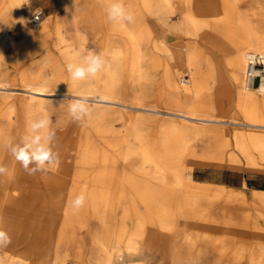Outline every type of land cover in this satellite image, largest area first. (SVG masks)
Wrapping results in <instances>:
<instances>
[{"label":"bare ground","instance_id":"1","mask_svg":"<svg viewBox=\"0 0 264 264\" xmlns=\"http://www.w3.org/2000/svg\"><path fill=\"white\" fill-rule=\"evenodd\" d=\"M0 1V62L13 26L40 43L56 33L68 63H78L89 51L83 33L89 22L100 52L115 54L108 57L107 72L72 90L76 98L88 96L94 116L103 119L86 132L73 161L65 159L66 143L54 145L61 162L42 181L31 180L3 151L9 130L0 118V164L9 170L0 176V226L12 238L0 249V264H88L80 232L92 222L99 223L93 249L105 262L118 263L125 255L118 247L125 223L118 211L126 189L134 191L135 206L144 205L130 214L138 225L150 223L182 237L173 251L177 264L204 261L206 244L215 254L213 264L225 257L233 264L245 258L246 264H264V226L254 219L264 221V189L192 174L197 166L264 173V0H124L135 16L124 26L107 20L106 0H61L64 12L48 15L42 25L24 11L27 0ZM148 16L154 18L151 27L142 23ZM68 27L79 33L76 43L69 41ZM28 79L27 95H66L48 92L41 69ZM27 108L32 112L30 103ZM111 114L130 126L136 145L122 147L127 139L113 130ZM109 152L125 160L138 157L137 170L147 168L144 173L154 178L128 175L117 186L122 175ZM82 190L85 206L73 213L69 201ZM42 191L51 197L46 213L53 225L33 227ZM192 220L208 226L187 227ZM133 253L129 249L128 257Z\"/></svg>","mask_w":264,"mask_h":264},{"label":"rangeland","instance_id":"2","mask_svg":"<svg viewBox=\"0 0 264 264\" xmlns=\"http://www.w3.org/2000/svg\"><path fill=\"white\" fill-rule=\"evenodd\" d=\"M60 4H61V0H31L30 4H25L24 11L26 13L28 12L30 19H33V12L36 8H42L46 14V17L50 14L58 15L57 13L62 14L64 12V7L62 6V4L60 6ZM3 6H4L3 1H0V13L3 9ZM46 17L44 20H46ZM44 20L42 21V23L44 22ZM146 22L151 27L154 25V18L152 16H148L147 19L142 23L147 24ZM42 23L40 25H42ZM7 24L8 25L10 24L9 20ZM10 29L11 30H9L10 32L8 33V37L5 39V48L8 51L7 57L2 59L0 62L1 78L4 83H7L11 86V91L14 93V95L11 97L0 98V118L2 119L5 118L4 122L7 129L9 130V133L7 135V141L10 139L13 140V142L18 140L19 136L23 134V131H25L26 121L31 118H36L40 113L46 111L51 116V121H52L51 127L56 131V140L54 142V145L65 146L66 143L67 152L65 154V159L67 160V162L73 161L77 157L79 144L81 143L86 132L90 130L91 132L92 131L94 132V129L97 127V125L100 123L101 119L103 118L101 116L95 117L94 116L95 114H93L91 119H86L83 122H76L72 120V118L68 115L67 112L68 102L71 99L76 98L73 96L72 90L83 89L85 87V83L75 82L69 78L68 73L66 71V65L68 64V61L64 54L65 50L61 49L55 43V41L58 40V36L56 33H53L52 36L50 37V40H47L46 43H40L39 41L33 39L24 38L23 33L16 26H13ZM83 33L85 34L86 37L87 48L89 50H94L97 53H99L100 50L95 45L97 44L94 38L95 32L89 22L85 23L83 28ZM67 37L69 38V41L71 43H76L80 39L79 33L75 29H73V27H68ZM44 57H47V60L43 61L42 65H34L39 59ZM38 69H41V73L45 77V84L47 85L48 92H50V90L53 89H59L63 91V93H65L66 95L65 96L39 95V94H36L34 96L27 95L25 88L27 87L28 81L30 80L28 79V77H31L32 72ZM28 103H30L32 112L29 111L27 108ZM91 104L94 112L95 107L93 103ZM117 118L118 117L116 115H112L111 123L113 130L117 131L120 135L126 136L127 140L126 142L123 143L122 147L136 145L135 139L131 137L132 135H131L130 126L126 125L124 121H121L119 120V118L118 119ZM3 151L5 152L8 151L7 147L4 146ZM109 159L111 161L117 162L118 170L120 172L119 174L122 175V176L120 175L122 178H120L119 183L117 182L118 183L116 184L117 186L119 184L124 185L126 183L125 178H127L128 175L136 176L137 174L138 176L136 177H143V179L147 178L148 181H151V178L152 179L154 178L152 175L148 176L149 174H145L147 172L144 173V171L147 170L149 171V169L147 168L137 170L134 164L138 160V157H131L125 160L124 158H122V156L119 153L109 152ZM135 171L138 173H136ZM233 173H240L243 176L245 174L248 175L250 173H258V172H253V171L250 172L247 170L233 171L230 169H218L214 167H199V166L195 167V169L192 172L193 177L196 178L197 180L208 177L211 178L213 181L223 180L225 178L233 179V177L231 176ZM27 175L29 176L28 173ZM43 176L44 173L41 174L40 172H38L35 175H30L29 178L31 180L39 182L42 181ZM156 180L158 179H155L154 183L159 184L160 182ZM259 185L260 186L262 185L264 187V179ZM115 192L119 193L120 188L116 187ZM124 194H126V196L124 195L126 198L122 197L118 211V218L123 217L122 218L123 222H125L123 223V228H124L123 240L121 244L118 245V247H120L122 252L125 254L119 259L121 263L120 261H118L117 263L115 260L105 262L102 257L99 258L96 251L93 249L92 237L94 231L98 229L99 226L98 222H92L82 232H80V235H82L81 240L87 248L86 252L84 253V257L87 263L88 264H105V263L106 264H111V263L112 264H137V263L138 264H177L173 251L176 245H178L180 241H182L181 240L182 237L180 235L177 237H171L170 234L164 232L159 226H154L150 223H145L142 227L138 225V223L134 220V218H132V216H130V214L133 212V210L136 207L139 210L143 211L144 205L142 203L141 204L139 203L136 206L134 205L132 198L135 195V193L132 189L130 190L126 189ZM41 195H42L41 196L42 203L40 205L38 204V206L36 207V211L34 214L35 215L34 221L32 222L33 227L38 226L39 224H43L44 227L53 225V222L49 217L50 214L46 213V211L49 212V208H50L49 202H51V197L45 191H42ZM222 204L223 201H219V203L216 205V210H220ZM254 219L259 220L260 224L264 226V221L260 217L256 216L254 217ZM190 226L191 227L197 226L199 228H202V226H208V223L207 222L203 223L202 220L195 222L194 220H192L190 221V224L188 223L187 225V227ZM129 249L134 250L133 253L134 255H132L131 257H128L127 254ZM204 249H205V254L203 258L204 261H202L201 263L195 261V262H191L190 264H204V262L205 264L214 263L215 254L213 253L211 246L206 244L204 246ZM219 262L220 264H233L230 261V258L228 257L221 259ZM246 263L247 260L245 258L241 262H237L235 264H246ZM73 264L76 263L74 262Z\"/></svg>","mask_w":264,"mask_h":264},{"label":"clouds","instance_id":"3","mask_svg":"<svg viewBox=\"0 0 264 264\" xmlns=\"http://www.w3.org/2000/svg\"><path fill=\"white\" fill-rule=\"evenodd\" d=\"M27 0L26 4H30ZM43 12L42 8H36L33 12L36 20H39ZM106 18L110 22H115L121 26L132 24L135 21L134 13L127 10L124 0H106ZM115 58V54H110L106 49L97 53L89 50L83 55L78 63H68L66 71L69 78L75 82H86L89 78L95 79L100 73L107 72L111 67L108 57ZM11 86L7 83H0V98L11 97L14 93L10 90ZM102 99V98H101ZM68 115L76 122H83L91 119L93 108L88 96L73 98L68 102ZM51 116L46 111L40 113L36 118L26 121L25 131L15 142L8 140L6 147L9 153L21 164L25 172L29 175L36 173H47L56 171L60 165V155L54 150L56 131L51 127ZM9 170L0 164V176L8 174ZM86 193L82 190L69 205L73 213L78 212L85 206ZM3 217L0 216V224ZM12 243L10 234L0 226V249H6Z\"/></svg>","mask_w":264,"mask_h":264},{"label":"crops","instance_id":"4","mask_svg":"<svg viewBox=\"0 0 264 264\" xmlns=\"http://www.w3.org/2000/svg\"><path fill=\"white\" fill-rule=\"evenodd\" d=\"M231 176L233 177V179L225 178L223 180L213 181L211 178L206 177V178H201L198 180H207V181H211V182H215V183H223L226 185L234 186L236 188H243L244 183L246 182L247 185L251 188L264 189V187L262 185L261 186L259 185L262 182V180L264 179V173H250L248 175L245 174L243 176L240 173H233Z\"/></svg>","mask_w":264,"mask_h":264},{"label":"built area","instance_id":"5","mask_svg":"<svg viewBox=\"0 0 264 264\" xmlns=\"http://www.w3.org/2000/svg\"><path fill=\"white\" fill-rule=\"evenodd\" d=\"M45 17H46V14H45V12H44V10H43V12H42V14H41V16H40V18H39V20H36V18L34 17V15H33V22L36 24V25H39L40 23H42V21L45 19Z\"/></svg>","mask_w":264,"mask_h":264}]
</instances>
